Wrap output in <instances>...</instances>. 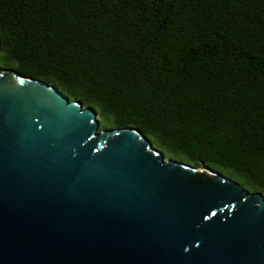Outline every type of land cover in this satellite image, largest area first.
Masks as SVG:
<instances>
[{
  "label": "water",
  "instance_id": "obj_1",
  "mask_svg": "<svg viewBox=\"0 0 264 264\" xmlns=\"http://www.w3.org/2000/svg\"><path fill=\"white\" fill-rule=\"evenodd\" d=\"M0 67V264H264V195Z\"/></svg>",
  "mask_w": 264,
  "mask_h": 264
},
{
  "label": "trees",
  "instance_id": "obj_2",
  "mask_svg": "<svg viewBox=\"0 0 264 264\" xmlns=\"http://www.w3.org/2000/svg\"><path fill=\"white\" fill-rule=\"evenodd\" d=\"M0 67L264 195V0H0Z\"/></svg>",
  "mask_w": 264,
  "mask_h": 264
},
{
  "label": "rangeland",
  "instance_id": "obj_3",
  "mask_svg": "<svg viewBox=\"0 0 264 264\" xmlns=\"http://www.w3.org/2000/svg\"><path fill=\"white\" fill-rule=\"evenodd\" d=\"M103 131V128L100 127V129L98 130V132H102ZM167 159V158H166Z\"/></svg>",
  "mask_w": 264,
  "mask_h": 264
}]
</instances>
